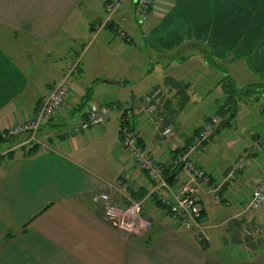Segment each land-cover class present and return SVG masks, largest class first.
Returning <instances> with one entry per match:
<instances>
[{"label":"crops","instance_id":"crops-1","mask_svg":"<svg viewBox=\"0 0 264 264\" xmlns=\"http://www.w3.org/2000/svg\"><path fill=\"white\" fill-rule=\"evenodd\" d=\"M104 1H0V133L30 119L66 63L80 58L67 99L38 131L42 144H25V133L0 140V264H207L208 258L213 264H249L247 258H255L260 245L248 241V247L237 234L244 225L255 229L264 217V206L241 212L252 186L264 177V168L250 167L256 150H243V170L225 182L233 161L213 162L212 148L223 128L194 154L210 179L199 189L203 248L195 230L182 228L149 195L154 183L121 146L120 124L122 113L129 111L130 132L139 144L160 164L176 163L175 151L188 145L204 118L222 105L230 109L236 100H226L221 88V99L209 104V115L192 113L195 121L181 115V104L188 99L183 91L187 77L202 65L195 57L222 64L219 83L225 76L235 83V67L264 77V0H155L144 22L137 18L133 0H124L112 23L99 28ZM12 36L18 40L11 47ZM85 37L91 39L86 45ZM140 50L159 75L134 89L128 73L135 59L128 57ZM176 52H183L180 59L172 58ZM107 62L113 66H105ZM89 68L94 71L88 73ZM160 87L169 89L153 99L156 110L148 114L145 97ZM89 89L92 94L86 97ZM108 104L115 108L104 124L74 131L88 107ZM166 126L173 132L161 137ZM260 135L251 132L257 151L264 144ZM185 175L179 167L172 184ZM118 179L127 181L130 195L143 201L142 215L151 222L144 235L120 231L95 200L107 183ZM217 185L219 201L213 192ZM114 200L123 205L119 194ZM237 245L249 254L235 261Z\"/></svg>","mask_w":264,"mask_h":264},{"label":"built area","instance_id":"built-area-1","mask_svg":"<svg viewBox=\"0 0 264 264\" xmlns=\"http://www.w3.org/2000/svg\"><path fill=\"white\" fill-rule=\"evenodd\" d=\"M124 0H105L106 15L98 23L99 28L106 27L112 22L114 13ZM135 13L140 22L147 21L150 17L155 0H133ZM126 40V38L123 36ZM80 67V58L77 57L66 63L63 73L51 91L40 101L33 116L18 123L0 133V140L8 139L19 134H27L24 142L30 147L42 144L38 139V131L44 123L51 119L61 108L67 99L71 89V78ZM166 89V87H164ZM164 89L157 88L151 95L145 97L147 106L145 111L152 114L156 110L153 99ZM115 105L90 106L86 117L74 127L75 132L87 130L91 127L104 124ZM131 113H122L120 133L121 146L128 153L134 164L147 174L154 183L149 195L159 201L173 219L186 230H201L202 208L200 206L199 189L201 185L209 183L208 173L196 162L194 154L200 151L210 139L211 133L218 126V116H212L204 120L192 135L191 141L185 149L178 154L177 162L186 173L185 178L178 181L176 185L169 182L163 172V165L150 155L138 142L134 134L130 132ZM172 126H166L160 131L161 137L171 135ZM244 165L241 161L229 164L225 181L233 180L237 173L242 171ZM176 179V178H175ZM223 184V183H222ZM106 191L97 194L95 200L103 207L104 218L114 224L120 231L128 235H144L151 226V222L142 215V199L133 198L130 195V186L124 179L107 183ZM220 186H215L213 192L215 200H219L218 191ZM115 193L120 195L123 205L114 200ZM264 206V178L256 182L242 204V213L255 212ZM248 233V232H247Z\"/></svg>","mask_w":264,"mask_h":264},{"label":"rangeland","instance_id":"rangeland-1","mask_svg":"<svg viewBox=\"0 0 264 264\" xmlns=\"http://www.w3.org/2000/svg\"><path fill=\"white\" fill-rule=\"evenodd\" d=\"M0 1H3L5 3L6 0H0ZM105 5L107 4L104 2V11H105ZM120 6L118 7V9L120 8ZM118 9L116 10V12L118 11ZM116 12L114 14H116ZM105 15H106V11L104 12V16ZM108 25H110V23ZM123 36L125 38L127 37V35H124V34ZM17 37H14L13 39L11 38V42H9L12 44V45L10 44L11 47L13 46L12 41L18 40ZM109 37L112 38L113 35H110ZM20 38H23V37L20 36ZM103 38L104 36H102V39ZM90 40L91 39L89 37H85L84 44L85 45L88 44ZM21 42H22V39H20V41H17L16 43L19 44ZM60 46H63V44L61 45L60 42H58V47ZM131 46L134 47L135 45L131 44ZM183 52H176L175 54L172 55V58L175 60L177 58L180 59L181 56L179 55H182ZM69 58H72V57H69ZM128 58L135 59L134 64L136 66L130 67L132 74L131 72L128 73L129 74L128 80L130 81L132 85H134V89L138 88V84L150 83L149 80H151L153 77H156V74L159 75V72L153 71L151 67L152 63L149 64L150 58L143 51L140 50L137 55L135 56L131 55ZM152 58H154V56ZM195 59H197L199 63H201L202 65L199 64V66L196 69L191 71V74L189 75V77H187V79L189 78V83H187L186 86H184L183 91L187 95L188 99L187 100L184 99V104L186 103L185 105H183V103L181 104V107H183L181 115L184 114L185 117H188L190 115L191 118L189 119L193 121H195L196 119L194 117L195 115L192 113L198 112L197 116H199L202 113L209 115L211 113L209 109L210 108L209 104L211 103L212 105L214 103L215 105V103L221 99L220 98L221 97V92H220L221 87L218 81L221 79L220 72H222V70L220 69L222 68V64H216V63L211 64L210 61H208L207 63L206 59H204L203 57H198V56L195 57ZM244 60L245 61L243 62L245 66V64L247 65L246 63L247 60L246 59ZM223 64L224 66H226L225 67L226 70H229V71L231 70L230 69L231 66H228L227 63H223ZM105 66L111 68V66L113 65H108V62H107ZM93 71L94 70L90 68L89 70L87 69L88 73H92ZM232 72L235 75L234 76L235 85L238 89H241L242 87L252 84V83H257V82L264 83V77H262L259 74H256L255 72L254 74L251 72H247L245 69L239 70L237 67L232 69ZM85 78L87 79V77H83V79ZM100 80L103 81L104 77H101ZM130 83L125 85L124 88L126 89L127 87H129ZM160 88L164 89V91H167V89H169V88L165 89L164 87H160ZM141 93L142 92L139 91V93H136V94L138 95ZM90 94H92V91H90ZM253 98L254 96L250 98H245V97L233 98L236 100H235V103H232V102L230 103L231 108L229 109V111H227L229 112L227 117L230 115L232 111H235V110H236V113H235L236 115L234 118L230 120L229 125L224 127L221 130V132L217 136H215L212 140L213 141L212 148L215 150V153H216V156L214 157L213 162H217L220 159H226V158L228 161L234 162L236 161L235 160L236 158H239L237 159V161L241 160V162L245 164L246 163L245 159L247 157L246 158L244 157L243 150L244 149H248V150L254 149L256 150L257 155L255 157V161H252L253 164L250 167L254 166L255 169L257 168V166L259 168H264V144H262L260 146L261 148H259V150L257 151V147L256 146L253 147L255 143V139L251 138V132H252V133L261 134L260 139H264V97L259 95L257 100H253ZM119 99H124V93L121 96H119ZM223 111L226 112L225 107ZM222 114L223 113H218V110H217L215 113H212L211 115L204 118V120H208L212 116H218L219 118L218 126H216L214 131L211 133L210 137L214 133H216L215 132L216 129L220 130L221 121L224 120L222 119ZM196 130L197 128H195L193 132L195 133ZM249 159H252V158L249 157ZM256 161H258L259 164H257ZM250 167L249 168L246 167V171L250 169ZM239 179H241V176L239 177ZM103 191H106V189ZM195 232L197 235L200 233V230L196 229ZM237 235L238 237L241 236L245 240L248 247H250L249 244H251V243H247L248 241H251V242L253 241V243L260 245V247L257 248V250L256 249L254 250L255 258H252V257L247 258V259H250L249 264H256L255 263L256 260L259 261V264H264V217L261 218V223L258 227L253 229V228H249L248 226L244 225L241 227V231H239ZM248 254L249 253H247L243 249V247L238 246L237 254L234 255L235 258L233 260L235 261L241 260L244 255H248ZM207 264H213L210 258H208Z\"/></svg>","mask_w":264,"mask_h":264},{"label":"trees","instance_id":"trees-1","mask_svg":"<svg viewBox=\"0 0 264 264\" xmlns=\"http://www.w3.org/2000/svg\"><path fill=\"white\" fill-rule=\"evenodd\" d=\"M220 86L224 92V94H226V100H232L235 97H245V98H250L252 96H254L253 100H257L258 96H262L264 97V83L258 82V83H252L249 85H246L244 87H242L241 89H238L234 83V80L230 77V76H225L221 81H220ZM91 89L87 90L86 92V97H89ZM86 103V101H84V104ZM224 107L225 105H222L219 107L218 109V113H223L222 115L227 114V110H229V108L225 109L226 112H224ZM232 111V110H230ZM235 111H232L229 115V117L227 119H225V121H221V127L220 128H224L226 126L229 125V120L234 116ZM229 119V120H228ZM219 129H216L215 132H217ZM191 141V140H190ZM185 149V148H184ZM182 149V151L184 150ZM181 149L178 151H175L176 153H180L182 152ZM176 156V155H175ZM175 165V166H174ZM180 167V164L178 163H174L171 166H163V172L164 175L166 177V179L169 182H173L176 178V171L177 169ZM155 202L165 208V206H163L159 201H157L154 198ZM166 209V208H165ZM167 210V209H166ZM168 211V210H167ZM198 236V243L203 247L206 248L207 247V243L205 241V239L202 237L201 234H197Z\"/></svg>","mask_w":264,"mask_h":264}]
</instances>
